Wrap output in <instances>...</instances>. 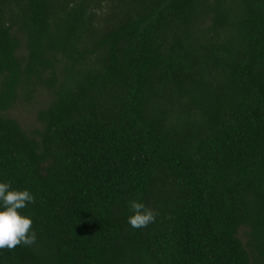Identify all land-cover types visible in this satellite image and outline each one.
<instances>
[{
  "label": "trees",
  "instance_id": "trees-1",
  "mask_svg": "<svg viewBox=\"0 0 264 264\" xmlns=\"http://www.w3.org/2000/svg\"><path fill=\"white\" fill-rule=\"evenodd\" d=\"M0 182V264H264V0H0Z\"/></svg>",
  "mask_w": 264,
  "mask_h": 264
},
{
  "label": "clouds",
  "instance_id": "clouds-1",
  "mask_svg": "<svg viewBox=\"0 0 264 264\" xmlns=\"http://www.w3.org/2000/svg\"><path fill=\"white\" fill-rule=\"evenodd\" d=\"M34 202L29 190L13 188L10 182H0V249L13 250L21 244L31 246L36 242L32 219L20 211ZM128 208L131 214L127 221L135 229L147 227L158 214L136 199L128 202Z\"/></svg>",
  "mask_w": 264,
  "mask_h": 264
},
{
  "label": "rangeland",
  "instance_id": "rangeland-1",
  "mask_svg": "<svg viewBox=\"0 0 264 264\" xmlns=\"http://www.w3.org/2000/svg\"><path fill=\"white\" fill-rule=\"evenodd\" d=\"M29 108H16L13 113L25 126L33 127L37 125V108L39 105H30Z\"/></svg>",
  "mask_w": 264,
  "mask_h": 264
}]
</instances>
